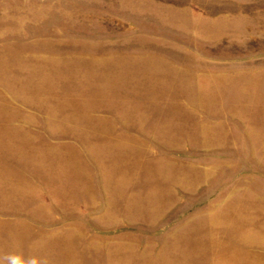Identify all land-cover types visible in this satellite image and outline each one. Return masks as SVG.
<instances>
[{
    "label": "rangeland",
    "instance_id": "obj_1",
    "mask_svg": "<svg viewBox=\"0 0 264 264\" xmlns=\"http://www.w3.org/2000/svg\"><path fill=\"white\" fill-rule=\"evenodd\" d=\"M0 264H264V0H0Z\"/></svg>",
    "mask_w": 264,
    "mask_h": 264
}]
</instances>
